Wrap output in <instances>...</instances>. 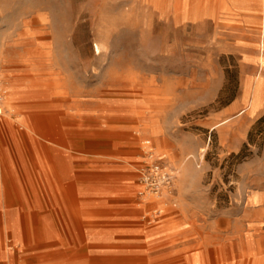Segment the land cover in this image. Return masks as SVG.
I'll list each match as a JSON object with an SVG mask.
<instances>
[{
    "label": "rangeland",
    "instance_id": "374dc122",
    "mask_svg": "<svg viewBox=\"0 0 264 264\" xmlns=\"http://www.w3.org/2000/svg\"><path fill=\"white\" fill-rule=\"evenodd\" d=\"M238 1L0 0V264H264V0L246 22ZM61 110L83 116L72 153L35 135ZM147 149L173 172L160 196ZM124 209L189 247L107 250L68 216Z\"/></svg>",
    "mask_w": 264,
    "mask_h": 264
},
{
    "label": "crops",
    "instance_id": "0c3cea01",
    "mask_svg": "<svg viewBox=\"0 0 264 264\" xmlns=\"http://www.w3.org/2000/svg\"><path fill=\"white\" fill-rule=\"evenodd\" d=\"M261 1V0H260ZM239 0L235 5L224 6V9L238 10L241 20L244 22L248 14L245 5ZM264 6V5H263ZM148 143L150 141L148 140ZM177 218H182V212L173 210ZM119 210H106L102 215L91 212L76 213L68 216L79 218L72 222V225L81 228V233L87 236L89 242L96 241L104 245L105 249H144L151 244H169L175 239L176 244L189 247L191 237H187V227L182 225H160L145 228L139 226V212L131 209H124V214H119ZM122 215V216H121ZM171 216V215H169ZM181 216V217H180ZM32 215L28 213V233L32 235ZM36 229V228H35ZM37 232V230H36ZM32 239L33 236H31ZM174 238V239H173ZM187 256L183 258L185 261ZM182 260V259H181Z\"/></svg>",
    "mask_w": 264,
    "mask_h": 264
},
{
    "label": "bare ground",
    "instance_id": "6f19581e",
    "mask_svg": "<svg viewBox=\"0 0 264 264\" xmlns=\"http://www.w3.org/2000/svg\"><path fill=\"white\" fill-rule=\"evenodd\" d=\"M128 86V85H127ZM50 97V96H49ZM8 101V100H7ZM6 101V102H7ZM5 102V103H6ZM0 113H2V110L0 108ZM52 114V113H51ZM53 115V114H52ZM45 116V115H44ZM50 116V115H49ZM50 118V117H48ZM46 119V118H45ZM83 119V116L79 115V114H71L68 111H64L61 110V113L57 114L54 116L53 121L51 122L50 126H47L46 130H43L42 132H36L35 135H37L40 139H41V146L44 150H48L51 151L52 153H57L58 152V148H61L62 145H64V147L66 146V148L69 149V151L72 153L73 151V146L75 145V143H72V141H70V139L72 140V138L76 137L75 135H77V131L78 129H74L73 127L78 125V122H80ZM44 121V119H42ZM42 121V122H43ZM39 122V121H37ZM61 122L63 123V129L61 128ZM41 123V122H40ZM45 123V122H44ZM43 123V124H44ZM48 123V122H46ZM33 125V124H32ZM140 125V124H139ZM43 128V126H40ZM76 128V127H75ZM42 130V129H41ZM50 131L53 135V139H49L46 137L45 133ZM124 132V131H123ZM47 134V133H46ZM151 134V133H150ZM90 135V134H88ZM106 136V135H105ZM92 137V136H91ZM102 137V135H101ZM126 137V136H125ZM119 138V137H118ZM123 138V137H122ZM64 142V144L62 143ZM52 144V145H51ZM61 153V152H60ZM46 156V155H45ZM62 156V155H60ZM60 159V158H59ZM62 159V158H61ZM34 161V160H33ZM48 161V160H47ZM61 161V160H59ZM59 163V162H58ZM61 167V166H60ZM59 171V170H58ZM33 173H34V178L37 179L38 182H40V184L43 185L44 182L48 181L50 179L51 175H56V171L54 170V168L50 165H48V163L46 162V160H43V164H39V165H33ZM59 176V175H58ZM61 176V175H60ZM51 180H53L51 178ZM55 180V179H54ZM58 189V188H57ZM155 198V197H154ZM150 199V198H149ZM151 200H153L151 198ZM150 200V201H151ZM259 203V202H258ZM258 205V204H257ZM250 207V206H249ZM254 207V206H253ZM120 212H122V214H124L123 210H119ZM79 212V211H78ZM171 212V211H170ZM169 212V215L172 214ZM261 212V211H260ZM104 214V213H103ZM248 229V228H247ZM225 230V229H224ZM222 231V230H221ZM236 236V235H235ZM231 237V236H230ZM234 242V241H233ZM193 246H197V243L195 242L194 244L192 243ZM245 245V244H244ZM229 248V247H228ZM233 251L236 252L237 251V244L234 243L233 244ZM199 255V254H197ZM219 256V255H218ZM231 259V258H230ZM197 260V257L195 258V261ZM232 260V259H231ZM197 263V261H196Z\"/></svg>",
    "mask_w": 264,
    "mask_h": 264
},
{
    "label": "built area",
    "instance_id": "2783aa9c",
    "mask_svg": "<svg viewBox=\"0 0 264 264\" xmlns=\"http://www.w3.org/2000/svg\"><path fill=\"white\" fill-rule=\"evenodd\" d=\"M5 97V92L0 89V101ZM146 146L148 141H145ZM138 179L146 192L160 196L172 187L173 172L167 166L163 156L155 155L147 149L144 163L138 168Z\"/></svg>",
    "mask_w": 264,
    "mask_h": 264
}]
</instances>
